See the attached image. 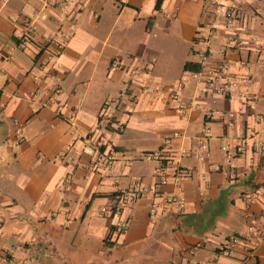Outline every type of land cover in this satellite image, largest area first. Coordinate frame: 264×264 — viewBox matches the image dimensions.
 <instances>
[{"label": "crops", "instance_id": "1", "mask_svg": "<svg viewBox=\"0 0 264 264\" xmlns=\"http://www.w3.org/2000/svg\"><path fill=\"white\" fill-rule=\"evenodd\" d=\"M226 1L230 20L213 0H0V264H264V0ZM221 59L237 79L224 95L202 75ZM87 131L112 147L110 168ZM137 182L148 191L115 234L98 208Z\"/></svg>", "mask_w": 264, "mask_h": 264}, {"label": "built area", "instance_id": "2", "mask_svg": "<svg viewBox=\"0 0 264 264\" xmlns=\"http://www.w3.org/2000/svg\"><path fill=\"white\" fill-rule=\"evenodd\" d=\"M213 7L214 12L216 15H221L227 20H230L234 17L236 14V7L233 2H228L226 0H213ZM206 26V32L199 33L200 30H197L198 35H196L199 38V41L204 45L207 43V34L212 30L214 27L213 21L208 22L205 24ZM204 48L201 50L196 51V55L199 58V62L202 65L204 63ZM203 77L205 83H207L210 87V89L217 94L224 95L227 93H230L236 83V77L234 73L230 70V64L226 59H221L215 63H212L210 65H203ZM198 71V70H196ZM125 90V87H121L120 93H123ZM264 92V88L262 89ZM116 100L108 98L106 99L99 111V115H97L96 119V128L101 127L105 125L108 117V111L112 107L116 105ZM180 110H182L184 107L182 104H178V107ZM203 139L198 145L197 149H194L193 152H196L198 154H201L202 151L206 148V139L209 136V131L207 128L203 127L201 129ZM94 131H87L83 134L84 139L87 142V145L85 147V151L89 155H94L95 158H99L101 165L103 168H110L112 162H113V149L111 146H108L107 148L101 149V146L103 144V140L98 135L93 134ZM221 149L225 148L224 144L220 145ZM181 153L184 151H180ZM162 153L157 150L154 152H144L141 154L142 158H160ZM229 175H233V169L228 170ZM165 178L160 177L157 183H155L154 186H152L150 189L154 195H158V189L156 185L159 183H164ZM148 191V187H146L142 183H132L130 185H127L125 187H121L118 189L117 192V200L113 205H101L98 208L97 215L103 216V217H109L114 218L113 222L111 223V232L115 234L122 233L126 228V221L123 217L120 216L122 206L127 201H133L135 199H138ZM164 203H175L176 205L180 206L182 203L181 197H179L175 193H169L163 198ZM152 205V204H151ZM153 208L150 207L149 211L152 212ZM253 218V217H252ZM253 230L252 224H247L243 230H241L238 233H231L227 236L225 242L220 247V252L224 255H228L232 249V247L235 245V243L242 237H244L249 231ZM246 255H250V251H247ZM245 258V257H244ZM244 259H241L240 262L237 264H243Z\"/></svg>", "mask_w": 264, "mask_h": 264}, {"label": "trees", "instance_id": "3", "mask_svg": "<svg viewBox=\"0 0 264 264\" xmlns=\"http://www.w3.org/2000/svg\"><path fill=\"white\" fill-rule=\"evenodd\" d=\"M159 1L160 0H156V2H155V8H158V4H159ZM264 184V178H263V180L261 181V182H258V183H256V184H254L253 186V188H252V190H254L257 186H259V185H263ZM221 195H223V193H221ZM207 202V201H206ZM211 202H212V199H211ZM229 203H231V199H224V200H222V201H219V203H218V207L220 206L221 208L222 207H225V206H227V204H229ZM207 204H209V202H207ZM203 206V208H204V206H206V204L205 205H202ZM200 213L201 212H197V213H195V214H193V215H191V218H193L194 217V219H197V217L200 215ZM211 217H213V213H210L209 214V216H208V218H211ZM183 221H184V219H183ZM185 222V221H184ZM187 223H191L192 222V220L190 221H186ZM185 222V223H186ZM192 229H193V233H197V234H200L201 233V231L200 230H198V228H196L195 227V225H192ZM196 229H197V231H196ZM254 264V263H253Z\"/></svg>", "mask_w": 264, "mask_h": 264}]
</instances>
